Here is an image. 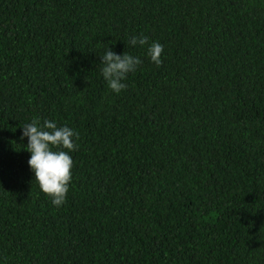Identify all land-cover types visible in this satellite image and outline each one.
<instances>
[{
    "label": "trees",
    "instance_id": "obj_1",
    "mask_svg": "<svg viewBox=\"0 0 264 264\" xmlns=\"http://www.w3.org/2000/svg\"><path fill=\"white\" fill-rule=\"evenodd\" d=\"M33 120L79 134L59 207ZM0 264H264V0H0Z\"/></svg>",
    "mask_w": 264,
    "mask_h": 264
},
{
    "label": "clouds",
    "instance_id": "obj_2",
    "mask_svg": "<svg viewBox=\"0 0 264 264\" xmlns=\"http://www.w3.org/2000/svg\"><path fill=\"white\" fill-rule=\"evenodd\" d=\"M129 43L132 46H143L148 44V38L132 36ZM163 50V45L158 42H153L148 47V56L157 66L162 63ZM100 62L103 64L100 69L103 78L116 93L126 89L127 85L122 81L142 63L139 57L125 52L118 55L111 47L101 57ZM21 128V138H28L26 150L31 153L28 164L34 173V179L41 191L52 198L53 205L59 207L65 201L69 190L73 166L69 152L79 147L73 139H78L79 134L67 126L58 127L50 120H45L42 126H39L37 120H33ZM53 147L68 151H53Z\"/></svg>",
    "mask_w": 264,
    "mask_h": 264
}]
</instances>
